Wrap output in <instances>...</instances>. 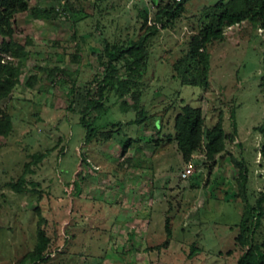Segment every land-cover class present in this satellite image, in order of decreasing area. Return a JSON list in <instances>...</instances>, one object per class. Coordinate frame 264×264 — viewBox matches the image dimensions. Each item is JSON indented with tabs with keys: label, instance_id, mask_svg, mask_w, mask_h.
I'll use <instances>...</instances> for the list:
<instances>
[{
	"label": "rangeland",
	"instance_id": "obj_1",
	"mask_svg": "<svg viewBox=\"0 0 264 264\" xmlns=\"http://www.w3.org/2000/svg\"><path fill=\"white\" fill-rule=\"evenodd\" d=\"M217 1L189 0L173 26L147 39L148 58L139 73L125 59L108 66L105 48L148 34L159 8L151 0L29 1L14 36L29 54L21 83L2 101L13 130L0 137V264H137L125 241L128 232L136 234L139 210L129 208L124 195L137 193L140 176L148 188L144 219L155 229L148 247L161 256L172 245L171 254L150 259L152 264H239L252 244L264 249V204L261 211L257 205L264 192V30L244 21L209 44L205 86L183 81L175 68L207 22L204 10ZM55 67L66 76L50 77ZM33 74L39 81L28 88ZM105 75L107 113L84 117L97 131L89 142L83 110L97 98ZM118 81L139 95L137 107L131 94L118 97ZM184 103L201 109L205 132L220 121L226 132L225 149L215 160L207 159L205 148L193 154L195 172L187 180L181 175L189 161L174 141V120ZM111 132L114 138L104 143ZM242 168L252 207L245 245L235 241L245 212ZM20 180L25 191L17 193L10 185ZM167 218L174 231L169 245ZM39 224L50 238L51 257L34 263ZM197 248L205 253L194 260Z\"/></svg>",
	"mask_w": 264,
	"mask_h": 264
},
{
	"label": "trees",
	"instance_id": "obj_2",
	"mask_svg": "<svg viewBox=\"0 0 264 264\" xmlns=\"http://www.w3.org/2000/svg\"><path fill=\"white\" fill-rule=\"evenodd\" d=\"M30 0H0V137H7L13 130V120L6 113L2 105V101L9 97L16 87L21 83L22 67L27 60L29 51L26 45H22L14 41L16 33L17 16L26 13L29 10ZM189 0H151L153 5L159 6L155 15L154 24L147 27L148 34L144 35L139 42L129 40L126 45H106L104 57H108V66L113 68V64L125 59L130 71L138 72L145 66L148 51L145 48L147 39L154 36L160 29L166 30L185 13L186 4ZM204 15L208 17L207 22L203 25L199 32L192 36L190 47L186 55L178 60L175 68L183 81H191L194 86H205L208 83L209 76V54L206 47L214 40L224 38V31L230 26H235L244 21L257 24L261 30H264V0H218L209 9L204 10ZM139 15L145 20L148 19V10L139 11ZM161 26V28H160ZM10 55V56H9ZM5 56H9V60H5ZM128 56V58H125ZM12 58V60H11ZM18 59L16 66L12 61ZM103 58L102 56L100 57ZM50 77L53 75H65L66 72L60 67L49 70ZM39 81L38 75L33 74L26 81L28 88H33ZM108 75H105L101 83V87L97 94V98H91L83 110L82 124L87 127V139L89 142L93 140L96 129L93 123L85 121V116L91 112L98 113V118L104 116L107 111L104 109L107 96L105 95ZM190 82V83H191ZM116 94L120 98L126 97L128 94L132 96L135 106L139 104V95L131 93L129 83L126 81H118ZM127 105L125 111H128ZM116 125V124H115ZM175 136L178 151L185 161H190L193 154L205 148V155L208 160H215L216 156L225 149L226 132L222 121L218 122L213 128L205 132V119L199 108H194L188 104H183L181 111L176 115L174 120ZM93 132V133H92ZM264 133V131H263ZM114 138V133L104 134L102 141L109 142ZM204 140L206 142L204 143ZM130 141L125 144V148L129 149ZM264 157V149H262ZM239 185L241 195L245 204V212L241 221V233L236 237L237 244L247 243V223L251 219L252 207L247 201L245 186L248 184V172L244 168L240 169ZM24 180L18 183H12L10 187L17 193L24 192ZM264 204V192L258 199V211H261ZM166 231L170 234V218H167ZM50 238L46 230L39 224L37 230V242L31 256L34 263H40L51 257L49 255ZM249 244V243H248ZM239 264H264V249L262 246H249L246 252L239 260Z\"/></svg>",
	"mask_w": 264,
	"mask_h": 264
},
{
	"label": "crops",
	"instance_id": "obj_3",
	"mask_svg": "<svg viewBox=\"0 0 264 264\" xmlns=\"http://www.w3.org/2000/svg\"><path fill=\"white\" fill-rule=\"evenodd\" d=\"M159 179H161V178H159ZM168 181H169L168 183H170V181H171L169 177H168ZM146 184L147 183H145L144 178H142L140 176V180H138V184H137V188H136L137 193L135 194V193L130 192L128 190L127 192L130 195H128V196H127V194L124 195L125 204H127V205L130 204L129 208H133V209L136 208L137 210H139L140 219H138V218L136 219V225H135L136 228L134 231L136 234H132L133 233L132 231L128 232L127 233V239L125 241V244L132 245L129 247V250L131 249L133 251H130V252L135 253L134 256H135V259L138 261L137 264H152L150 259H152V258H155V259L158 258L159 259L161 256H163V254H164V256L167 253L171 254V252L169 250H172V245L168 246V248H166L162 251L161 256H157V254H154L155 249L154 248L151 249L150 247H148L149 246L148 243L155 241L154 238L151 237V235L155 232V229H154V227L151 226V222H150L151 220L146 222L144 219V214H145V211L147 210L146 209L147 206L145 205L146 203L144 202L145 200H144L143 196H145L146 193H148L147 192L148 188L146 187ZM168 193H169V191L167 192V194ZM163 199L165 200V197ZM129 208L125 207V209H127V210ZM151 212H152V209H151ZM152 217H153V215H152ZM112 228H114L116 230V226L112 227ZM165 232L167 234L166 235L167 239H165V240H167V244H168V242L172 243L174 236L171 233L172 232L174 233L173 229L171 231V227H170V234H168V232L166 231V226H165ZM196 250L198 252L195 253L193 256H191L192 259L195 260V258H196L195 255H197V254H198V257L201 259L202 257H200V256L202 254H204L205 252L202 251V249H200V248H197ZM196 250H195V252H196ZM153 264H157V262H155V263L153 262ZM160 264H167V263L161 261Z\"/></svg>",
	"mask_w": 264,
	"mask_h": 264
},
{
	"label": "built area",
	"instance_id": "obj_4",
	"mask_svg": "<svg viewBox=\"0 0 264 264\" xmlns=\"http://www.w3.org/2000/svg\"><path fill=\"white\" fill-rule=\"evenodd\" d=\"M176 1H181V0H176ZM228 28L231 29L232 26H230ZM193 158H194V156H193ZM194 172H195V168H194L193 160H190L186 165V169L182 172L181 177H182V179L187 180L194 174Z\"/></svg>",
	"mask_w": 264,
	"mask_h": 264
}]
</instances>
